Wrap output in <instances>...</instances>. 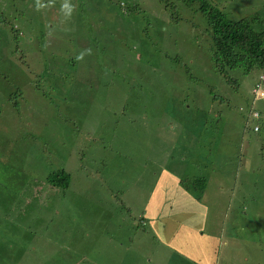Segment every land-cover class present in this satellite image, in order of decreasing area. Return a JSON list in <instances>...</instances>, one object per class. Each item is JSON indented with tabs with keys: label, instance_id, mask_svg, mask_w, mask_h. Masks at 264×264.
Masks as SVG:
<instances>
[{
	"label": "rangeland",
	"instance_id": "1",
	"mask_svg": "<svg viewBox=\"0 0 264 264\" xmlns=\"http://www.w3.org/2000/svg\"><path fill=\"white\" fill-rule=\"evenodd\" d=\"M206 1L264 30V0ZM200 3L0 0V264H131L142 232L163 264L140 220L163 166L214 176L206 202L234 231L218 264H264L260 71L217 68Z\"/></svg>",
	"mask_w": 264,
	"mask_h": 264
},
{
	"label": "crops",
	"instance_id": "2",
	"mask_svg": "<svg viewBox=\"0 0 264 264\" xmlns=\"http://www.w3.org/2000/svg\"><path fill=\"white\" fill-rule=\"evenodd\" d=\"M154 175V184L143 207L142 224H148L144 226L153 233L158 245L156 249L167 253L163 264H218L216 253L221 247L225 263L232 261L231 256L225 254V248L229 243L228 235H233L234 231L227 230L219 213L210 208L205 198V189L214 176L211 179L208 174L204 176L205 185L198 189L192 180L187 181L164 166ZM225 190L220 183L219 194H225ZM233 215L237 218L236 212ZM238 215L241 217L242 213ZM150 248L147 234L142 232L138 247H129V262L152 264L146 255V250L153 252ZM158 258L157 255L154 264H158ZM120 263L117 256L110 258L104 255L101 260V264Z\"/></svg>",
	"mask_w": 264,
	"mask_h": 264
},
{
	"label": "trees",
	"instance_id": "3",
	"mask_svg": "<svg viewBox=\"0 0 264 264\" xmlns=\"http://www.w3.org/2000/svg\"><path fill=\"white\" fill-rule=\"evenodd\" d=\"M200 4V10L207 17L212 29L211 56L217 68L221 72H225L226 68L240 66L246 71L259 70V81L264 83V30H255L248 18L238 20L227 18L223 12L210 6L206 0H201ZM258 116L259 113L255 111L253 117ZM47 179L52 186L65 188L69 185L70 177L64 169H61L51 172ZM191 180L193 186L198 189H202L205 185L203 177H195Z\"/></svg>",
	"mask_w": 264,
	"mask_h": 264
},
{
	"label": "built area",
	"instance_id": "4",
	"mask_svg": "<svg viewBox=\"0 0 264 264\" xmlns=\"http://www.w3.org/2000/svg\"><path fill=\"white\" fill-rule=\"evenodd\" d=\"M264 83H261L260 81L256 83V85L253 88V93L257 97H264V90L262 89V85Z\"/></svg>",
	"mask_w": 264,
	"mask_h": 264
},
{
	"label": "clouds",
	"instance_id": "5",
	"mask_svg": "<svg viewBox=\"0 0 264 264\" xmlns=\"http://www.w3.org/2000/svg\"><path fill=\"white\" fill-rule=\"evenodd\" d=\"M254 88V87H253Z\"/></svg>",
	"mask_w": 264,
	"mask_h": 264
}]
</instances>
